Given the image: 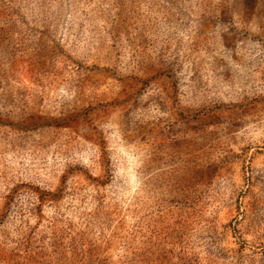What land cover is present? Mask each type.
Returning a JSON list of instances; mask_svg holds the SVG:
<instances>
[{
    "label": "rangeland",
    "instance_id": "obj_1",
    "mask_svg": "<svg viewBox=\"0 0 264 264\" xmlns=\"http://www.w3.org/2000/svg\"><path fill=\"white\" fill-rule=\"evenodd\" d=\"M0 264H264V0H0Z\"/></svg>",
    "mask_w": 264,
    "mask_h": 264
}]
</instances>
